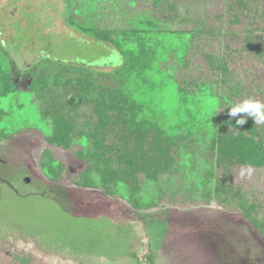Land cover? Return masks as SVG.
<instances>
[{"label":"trees","instance_id":"1","mask_svg":"<svg viewBox=\"0 0 264 264\" xmlns=\"http://www.w3.org/2000/svg\"><path fill=\"white\" fill-rule=\"evenodd\" d=\"M75 1L63 0L66 23L79 36H65V41L70 39L76 44L73 53L65 54L67 59L60 61L42 59L23 73L33 99L38 91L47 90L65 105V113L57 112L53 120L48 142L68 150L75 136L89 140L90 148L67 158L88 163L82 170L77 172L74 162H57L54 170L45 166L55 175L50 181L57 188L88 190L102 185L100 190L105 196L118 195L134 210L162 211L175 208L178 202L169 199V205L164 204L160 186H155L159 202L157 196L142 201L132 188L139 185L141 173L147 183L169 186L171 181L162 184L159 176L176 169L169 180L179 174L184 182L197 181L196 186H179L177 190L185 196L180 204L191 197L190 202L197 206L213 208L212 204H220V193L230 190L232 183L221 184L218 177L212 193L210 188H204V192L198 189L205 187L204 180L214 179L215 169H206V165L213 163L226 177L233 167L264 168V122L256 123L247 113L229 115L232 107L245 101L264 105V0H255L252 9L246 0L225 7L228 25L249 22L244 24L251 30L243 29L238 35L225 28L222 31V26L215 27V21L201 10L203 20L197 18L186 29L170 27L169 22L161 24L144 13L132 18L128 28L99 29L85 19L84 12L74 10ZM163 1L154 0L157 4ZM223 33L224 38L233 40L234 47L226 43L224 53L217 55L208 48L211 45L207 41L218 39L223 43ZM202 37L208 44L201 45ZM84 46L90 49L88 57L83 54ZM112 57L119 58L120 65L107 63ZM196 57L203 66L197 75L189 70L191 59ZM103 66L112 68L104 72ZM15 67L3 61L0 51V104L18 87L13 77ZM3 112L0 107V118ZM241 120L245 122L238 124ZM89 164L99 174L98 184L85 175ZM65 169L73 177H83V183H61L59 176ZM169 191L171 197L176 194L175 189ZM243 202L239 207L246 222L259 228L256 231L264 241V221L251 215L258 204L248 199ZM144 257L142 262L158 264L150 253Z\"/></svg>","mask_w":264,"mask_h":264},{"label":"rangeland","instance_id":"2","mask_svg":"<svg viewBox=\"0 0 264 264\" xmlns=\"http://www.w3.org/2000/svg\"><path fill=\"white\" fill-rule=\"evenodd\" d=\"M236 1L164 0L157 4L154 0H77L73 8L84 12L85 19L95 27L106 30L128 28L131 19L143 13L161 24L169 22L170 27L186 29L197 18L203 20L201 10L215 21V27L222 26V31L225 28L238 35L251 27L244 24L249 23L247 20L227 24L225 7ZM254 1L246 0L245 4L252 9ZM168 14L169 20L165 21ZM66 17L63 0H0V51L6 64L16 65L12 71L18 86L0 104L4 110L0 118V178L9 183L0 182V264H146L142 261L149 253L158 264H264V241L256 231L259 228L246 222L239 207L240 201L247 199L258 204L251 215L264 221V168L233 167L226 177L213 163L206 165V169H215L214 179L204 180L205 187L198 189L204 192V188H210L212 193L218 177L221 184L232 183L230 190L220 193V204H212L213 208L197 206L190 202L191 197L180 204L185 196L177 190L179 186H196L197 181L184 182L179 174L169 180L176 169L159 176L162 184L171 181L169 186L147 183L141 173L139 185L132 188L142 201L157 196L159 202L155 186H160L164 204L169 199L178 202L175 208L162 211L134 210L118 195L105 197L102 185L88 190L60 189L50 181L55 175L45 166L56 169L57 162H74L78 172L88 163L67 158H75L76 151L83 152L90 144L88 137L78 136L68 150L48 142L53 120L57 112H64L65 105L47 90L38 91L33 99L23 73L42 59L60 61L67 59L65 54L73 53L76 44L70 39L65 41V36H79L67 25ZM224 36L223 43L215 39L207 41L209 44L202 37L201 45H211L208 48L217 55L224 53L226 43L234 47L233 40ZM83 48L88 57L89 47ZM107 63L120 65V59L112 57ZM197 64V57L192 58L189 70L196 75L203 68ZM110 68L103 66L101 71ZM88 168L85 175L98 184L99 174L91 164ZM78 176L73 177L65 169L59 179L61 183H83V177ZM237 188L238 194H234ZM172 189L176 194L171 197Z\"/></svg>","mask_w":264,"mask_h":264},{"label":"clouds","instance_id":"3","mask_svg":"<svg viewBox=\"0 0 264 264\" xmlns=\"http://www.w3.org/2000/svg\"><path fill=\"white\" fill-rule=\"evenodd\" d=\"M239 113H247L252 116L256 123L264 122V105L259 102L245 101L242 104L236 105L230 109L229 115L235 116ZM245 121H238L242 124Z\"/></svg>","mask_w":264,"mask_h":264},{"label":"water","instance_id":"4","mask_svg":"<svg viewBox=\"0 0 264 264\" xmlns=\"http://www.w3.org/2000/svg\"><path fill=\"white\" fill-rule=\"evenodd\" d=\"M0 181H2V182H4L5 184H8V185H9V183L6 182V181H3V180H1V179H0ZM26 182H28V180H26Z\"/></svg>","mask_w":264,"mask_h":264},{"label":"flooded vegetation","instance_id":"5","mask_svg":"<svg viewBox=\"0 0 264 264\" xmlns=\"http://www.w3.org/2000/svg\"><path fill=\"white\" fill-rule=\"evenodd\" d=\"M1 180H3V181H5L4 179H2V178H0ZM0 182H2V181H0ZM3 184H4V182H2Z\"/></svg>","mask_w":264,"mask_h":264},{"label":"crops","instance_id":"6","mask_svg":"<svg viewBox=\"0 0 264 264\" xmlns=\"http://www.w3.org/2000/svg\"><path fill=\"white\" fill-rule=\"evenodd\" d=\"M106 197V196H105Z\"/></svg>","mask_w":264,"mask_h":264}]
</instances>
